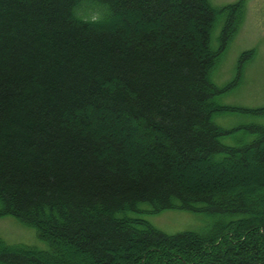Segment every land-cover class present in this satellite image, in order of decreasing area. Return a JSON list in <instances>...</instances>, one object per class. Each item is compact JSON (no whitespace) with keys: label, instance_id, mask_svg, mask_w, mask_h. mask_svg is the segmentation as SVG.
Returning <instances> with one entry per match:
<instances>
[{"label":"trees","instance_id":"16d2710c","mask_svg":"<svg viewBox=\"0 0 264 264\" xmlns=\"http://www.w3.org/2000/svg\"><path fill=\"white\" fill-rule=\"evenodd\" d=\"M245 1L0 0V216L48 243L0 237V264H264V125L215 121L264 114L217 102L242 61L212 78ZM165 209L211 222L169 234Z\"/></svg>","mask_w":264,"mask_h":264},{"label":"rangeland","instance_id":"374dc122","mask_svg":"<svg viewBox=\"0 0 264 264\" xmlns=\"http://www.w3.org/2000/svg\"><path fill=\"white\" fill-rule=\"evenodd\" d=\"M238 0H211L216 6H224ZM241 25L231 39L226 51L212 72L216 85L224 87L237 77L242 61L239 83L217 97V102L248 108L264 107V0H246ZM224 19L215 26L212 47L219 46L218 36ZM252 51L251 54H245ZM220 126L230 129L222 141L229 145L252 140L254 133L245 131L247 125H264V114L220 113L215 116ZM156 227L166 233L182 231L203 232L211 220L206 215L181 209H165L144 215ZM0 237L9 244H26L45 250L48 243L39 237L37 230L13 215L0 216Z\"/></svg>","mask_w":264,"mask_h":264}]
</instances>
